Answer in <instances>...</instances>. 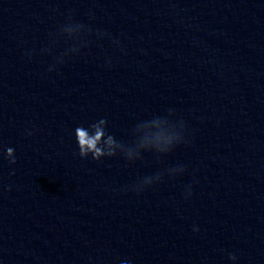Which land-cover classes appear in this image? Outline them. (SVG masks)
Masks as SVG:
<instances>
[{
	"label": "clouds",
	"instance_id": "1",
	"mask_svg": "<svg viewBox=\"0 0 264 264\" xmlns=\"http://www.w3.org/2000/svg\"><path fill=\"white\" fill-rule=\"evenodd\" d=\"M69 18H71V16H69ZM76 25L78 28L87 29V35L91 34L92 30L88 26L78 22H76ZM52 51H53V47L47 48V52L51 53ZM64 62H65L64 52H62L56 57V63L63 64ZM54 66L55 65L50 66L49 71H52ZM106 124L107 121L102 118L98 122L89 125L88 128L80 126L75 129V137L79 148V156L81 158H86L88 157L89 154H91L94 160H99L100 157L105 155L107 156L115 155L114 151L105 152V147H104L105 145L111 146L115 143L114 136L108 134L106 131ZM28 134L31 135L30 132ZM6 158L8 159L10 164L16 163L13 148L11 147L7 148ZM181 170H183V168ZM134 190L140 191L138 189H134ZM190 194L191 193L189 192L188 195ZM196 230L198 229L194 228V231ZM229 259L235 261L237 257L234 254H229ZM127 264H130V261H128Z\"/></svg>",
	"mask_w": 264,
	"mask_h": 264
}]
</instances>
